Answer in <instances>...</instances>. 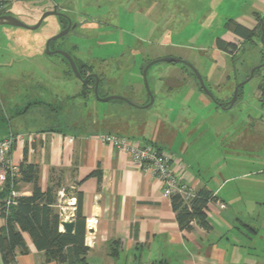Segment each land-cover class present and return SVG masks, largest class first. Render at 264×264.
I'll return each mask as SVG.
<instances>
[{"label":"crops","instance_id":"1","mask_svg":"<svg viewBox=\"0 0 264 264\" xmlns=\"http://www.w3.org/2000/svg\"><path fill=\"white\" fill-rule=\"evenodd\" d=\"M154 2L158 3L157 0H124L121 6L127 9L132 4V12L139 13L143 11L142 6L150 7ZM7 3L12 9L13 1ZM165 3L171 2L166 0ZM245 4H249V12L237 14L229 20L253 30L264 19V0ZM154 10H149V15L144 10V18H148ZM149 21H152L151 18ZM148 30H152L151 27ZM224 32L225 35L220 39L233 44L236 50L232 55L220 52L234 60L236 40H243L229 31ZM164 34L167 36L168 30ZM213 48L219 51L214 44ZM127 53L123 51L121 59L130 60ZM131 53L132 50L128 54ZM131 60V66L135 67L136 57ZM146 62L142 60L139 69ZM117 66L118 70H127L130 65L121 61ZM169 73L172 80L168 79L164 83L155 80L152 86L155 92L166 93L161 98L164 100L158 111L150 113L148 101H145L143 91H139L137 101L141 102L127 98L131 105L122 101H109L123 106L112 109L118 113V120L106 116L103 122L106 126L100 132L93 128L74 132L60 127L12 131L33 135L34 140L31 142L27 139L25 143L16 145L11 157L17 163L36 167L37 185L43 192L50 188L57 196L58 191H64L63 199H58L54 206L61 222H74V219H66L65 214L75 216V197L80 195V215L85 222L93 221L88 235L85 233V246L88 248L85 261L88 264H264V257L260 255L264 252V244L260 248L258 245L250 247L258 248L259 255L245 253L242 256L237 253L238 249L232 244L234 240L231 238L250 234L256 239L263 238L264 242V110L244 103L242 111L246 113L245 118L234 120L233 125L226 129L215 121L213 125L210 117L206 119L207 113L220 116L222 110L232 107L229 102L234 89L244 78L232 83L231 77L226 76L224 80L227 88L218 95L210 92L208 96L202 93L197 79L194 81L184 77L187 79L179 80L177 71ZM207 83L218 89L215 78L210 77ZM108 86L112 88L110 84ZM109 95L116 93L111 92ZM146 97H149L147 93ZM255 101L264 108L261 94ZM190 117L198 119L196 141L199 159L203 160H196L188 154V146L184 141L177 149L173 142L174 131L169 127L172 121H187L183 128V131H187ZM125 132L131 135L125 136ZM101 134H116L139 142L155 143L160 149L168 150L174 156L171 167L182 181L195 191L214 195L219 204L224 206L221 208L216 203L207 205L210 229L206 231L194 226L191 231H181L172 208V197L164 193L162 183L149 172L132 165L129 155L102 145L96 139ZM212 147L215 149L214 158L205 159L206 152ZM96 171L101 174L99 179L91 176ZM32 188V184L21 179L13 186L19 196H30ZM72 199L75 201V210ZM3 225L4 219L0 217V228ZM59 230L63 232L61 225ZM22 236L26 253L15 249L12 264H59L47 262L44 253L35 249L29 235L23 233Z\"/></svg>","mask_w":264,"mask_h":264},{"label":"rangeland","instance_id":"2","mask_svg":"<svg viewBox=\"0 0 264 264\" xmlns=\"http://www.w3.org/2000/svg\"><path fill=\"white\" fill-rule=\"evenodd\" d=\"M12 1L13 15L28 27L36 25L44 12L62 3L58 7L60 13L76 23L77 27L73 33L70 31L63 38L53 41L50 50L66 51L76 66L83 68L85 73H95L100 79L98 94L101 97L126 96L124 98L133 102H141L137 101V98L139 91H143L145 101L147 99L149 104L150 97H146L147 90L143 79L145 66L163 58L185 60L181 65L157 62L147 70L148 88L154 99L150 105V113L161 108L164 100L161 98L166 94L158 90L155 92L153 83L155 80L164 83L171 79L169 71H177L179 80L188 77L196 81L197 78L191 69L193 68L205 82L208 94L212 92L218 95L227 88L224 80L226 76L231 77L232 83L238 82L241 77L245 80L254 67L264 63V45L259 30L251 41L236 40L237 51L234 53V60L213 48L215 40L222 39L225 35L222 30L225 22L237 14L249 12L250 6L245 3L249 2L251 5L253 0H168L171 2L168 4L165 3L166 0H157L158 3L154 2L150 7L142 6L143 11L138 10L139 13L132 12V4L123 9L121 4L124 0ZM152 9L155 10L145 19L143 13L147 10L149 15V10ZM150 18L152 21H149ZM64 26L66 22L62 17L48 16L36 30L0 27V138L10 131L49 130L55 127L74 132L93 128L100 132L106 126L103 124L106 116H113L109 119L118 120V113L112 109L123 104L98 102L93 94L94 80L83 84L71 72L66 60L57 54H49L46 50L48 39L59 34ZM149 27L152 30H148ZM165 30H168L167 36L162 35ZM142 37L145 38L144 41L140 40ZM154 41L162 43L156 44ZM139 48L140 52H137ZM128 50L137 53L128 54ZM123 51L128 52L126 56L130 60L121 59ZM133 57H136L135 67L131 66ZM142 60L147 62L139 69ZM121 61L130 65L127 70H118L117 65ZM209 76L216 79L218 89L207 83ZM108 84L112 88H109ZM262 84L264 67L258 68L254 77L241 87L237 102L235 101L232 107L222 110L220 116L210 115L209 112L206 119L210 117L213 125L218 122L226 129L233 125L234 120L245 118L246 113L242 111L244 103L264 110L255 101L259 94L264 101V90H259ZM111 92L116 95H109ZM202 93L206 94L203 90ZM172 122L169 127L174 131L172 137L175 148L184 141L188 146V154L198 160V119H188L191 128L187 131H183L187 121ZM164 127L168 128L167 125ZM124 134L131 135L126 132ZM214 150L213 147L208 150L205 159L212 160ZM234 237H231L234 240L232 244L237 247V253L240 255L260 254L258 248L250 247L258 245L260 248L264 244L263 238L256 239L250 234ZM262 248L264 250V247ZM260 255L264 257V252Z\"/></svg>","mask_w":264,"mask_h":264},{"label":"trees","instance_id":"3","mask_svg":"<svg viewBox=\"0 0 264 264\" xmlns=\"http://www.w3.org/2000/svg\"><path fill=\"white\" fill-rule=\"evenodd\" d=\"M222 30L233 33L241 38L243 42H248L253 40L259 29L249 30L233 20H228L223 25ZM214 46L217 50L230 55L236 50L233 44L227 43L220 38L215 40ZM77 70L82 77L87 75L83 68L77 66ZM90 80L92 79H89L85 84L90 83ZM259 89L263 91L264 84L260 85ZM99 97L101 96L99 95ZM20 166V179L33 185L32 193L30 196H19L16 199V204L9 206L7 210L4 202L12 186L9 180L0 192V217L4 219V225L0 228V263L12 264L15 249H20L23 253H26V245L22 236L23 233H26L31 238L35 249L44 253L47 262L88 264L85 261V255L88 251L85 246L86 222L80 215V195L75 197L76 213L73 233L60 232L61 218L54 207L57 204L55 191L48 188L43 192L38 187L37 169L34 165L21 163ZM100 175L99 171L91 174V176H95L98 179ZM216 201L217 199L214 195L204 191H196L195 198L190 202L189 211L187 205L183 204L178 196H172V208L179 229L181 231H191L194 226L190 225V222L195 220L196 226L206 231L209 230L207 205Z\"/></svg>","mask_w":264,"mask_h":264},{"label":"built area","instance_id":"4","mask_svg":"<svg viewBox=\"0 0 264 264\" xmlns=\"http://www.w3.org/2000/svg\"><path fill=\"white\" fill-rule=\"evenodd\" d=\"M7 4L6 0H0V14L8 8ZM27 139L33 142L34 136L12 131L0 139V191L8 180L12 185L10 193L4 202L7 210L9 206L16 204L19 194L13 190V186L21 178V163L13 160L11 154L16 145L25 143ZM96 139L102 145H108L121 153L129 155L132 165L149 172L158 179L162 183L164 193L171 197L178 196L190 211V202L195 198L196 191L185 184L176 171L173 170L171 162L174 156L170 152L160 149L152 143H141L135 139L116 134H101L96 136ZM63 197L64 191H58L57 200L63 199ZM71 202L73 210H75L74 199ZM210 203L220 205L218 201ZM220 206L221 208L224 207ZM65 218L74 219V215L65 214ZM92 224V220H87L85 223L87 235ZM190 225L196 226L195 220H192Z\"/></svg>","mask_w":264,"mask_h":264},{"label":"water","instance_id":"5","mask_svg":"<svg viewBox=\"0 0 264 264\" xmlns=\"http://www.w3.org/2000/svg\"><path fill=\"white\" fill-rule=\"evenodd\" d=\"M61 5V3H58L56 5L53 6L52 10L50 11H46L42 14V16L40 17V19L38 20V22L36 23V25L34 26H31V27H28L26 26L25 24H23L20 20H18L17 18L13 17V16H0V26L2 25H8V26H12V27H18V28H26V29H29V30H36L38 29L41 24L43 23L44 19L48 16H60V17H63L65 18L67 21H68V26L63 29L62 31H60L59 34H57L56 36L54 37H51L50 39H48L47 43H46V50L48 51L49 54H57V55H60L62 56L63 58H65L70 66V69L72 71V73L74 74V76L80 80L83 84H85L89 78H93L94 79V95H95V98L101 102H109V101H122V102H125V103H128L131 105V103L125 99L124 97H120V96H107V97H99L98 96V85H99V78L96 74H91V75H88L86 78L82 79V77L80 76V74L78 73V70H77V67H76V64L75 62L73 61L72 57L64 52V51H50L49 50V46H50V43L55 41V40H58L60 38H63L64 36H66L69 31L73 30L75 28V24L72 25L71 23V20L65 16L64 14L58 12V7ZM261 36H260V39H261V42L262 44L264 45V24L261 25ZM157 62H168V63H179V64H183L184 62L182 60H179V59H174V58H163V59H160V60H156V61H152L150 63H148L146 66H145V69L143 71V79H144V83H145V87H146V90H147V94L148 96L150 97V102L149 104L147 105L150 106L152 105V103L154 102V99H153V96L148 88V82H147V79H146V72L147 70L155 63ZM264 67V63L259 66V67H254L251 71H250V74H249V77L247 79H245L243 82L239 83L235 89H234V92H233V96H232V99L230 100L229 102V106H232L236 99H237V95H238V90L243 86L245 85L246 83H248L254 76V73L255 71L258 69V68H263ZM194 75L196 76L198 82H199V85L201 87V89L207 94H208V91H207V88L204 84V81L203 79L201 78V76L193 69L191 68ZM145 107V108H147ZM62 229H63V232L65 233H68V234H72L73 233V230H74V222L72 221H62L60 223Z\"/></svg>","mask_w":264,"mask_h":264},{"label":"flooded vegetation","instance_id":"6","mask_svg":"<svg viewBox=\"0 0 264 264\" xmlns=\"http://www.w3.org/2000/svg\"><path fill=\"white\" fill-rule=\"evenodd\" d=\"M58 10V12H60L59 11V9H57ZM62 13V12H61ZM0 16H13V17H15L14 15H13V13H12V11H11V8L10 7H8L3 13H1L0 14ZM16 18V17H15ZM62 20L63 21H65L66 22V26L64 27V29L68 26V21L65 19V18H63L62 17ZM71 23H72V25L73 24H75L76 26H75V28L73 29V30H71L72 31V33L75 31V29H76V27H77V24L76 23H73L72 21H71ZM262 24H264V19H262L259 23H258V27H256V28H258L259 29V31H260V34L262 33V31H261V25ZM8 25H2V26H0V27H7ZM8 27H10V26H8ZM70 32V31H69ZM68 35V34H67ZM52 43V42H51ZM50 43V44H51ZM49 50H50V46H49ZM62 51V50H59V49H53L52 51ZM51 51V50H50ZM64 52H66V51H64ZM67 53V52H66ZM69 54V53H68ZM70 55V54H69ZM59 57H61V58H63L62 56H60V55H58ZM71 56V55H70ZM64 60H66L65 58H63ZM73 59V58H72ZM74 61V60H73ZM66 62H67V60H66ZM75 62V61H74ZM68 63V62H67ZM69 65V64H68ZM70 67V66H69ZM77 67V66H76ZM71 70V69H70ZM257 71V70H256ZM256 71H255V73H256ZM72 72V71H71ZM255 73H254V75H255ZM92 74H95V73H92ZM250 74V73H249ZM88 75H91V74H87L85 77H82L81 75V77H82V79H84V78H86ZM248 77H249V75H248ZM247 77V78H248ZM254 77V76H253ZM99 78V77H98ZM246 78V79H247ZM89 79H92V80H94L93 78H89ZM95 82V81H94ZM99 86V85H98Z\"/></svg>","mask_w":264,"mask_h":264}]
</instances>
